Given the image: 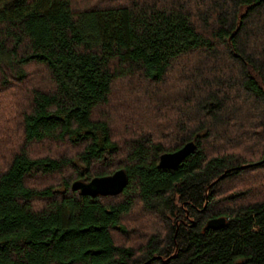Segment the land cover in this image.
<instances>
[{
	"label": "trees",
	"instance_id": "trees-1",
	"mask_svg": "<svg viewBox=\"0 0 264 264\" xmlns=\"http://www.w3.org/2000/svg\"><path fill=\"white\" fill-rule=\"evenodd\" d=\"M263 159L264 0H0V264H264Z\"/></svg>",
	"mask_w": 264,
	"mask_h": 264
},
{
	"label": "water",
	"instance_id": "water-1",
	"mask_svg": "<svg viewBox=\"0 0 264 264\" xmlns=\"http://www.w3.org/2000/svg\"><path fill=\"white\" fill-rule=\"evenodd\" d=\"M195 148L193 141L187 142L181 148L173 152H165L160 155L159 166L172 168L179 164L182 159L192 152ZM220 177H223L220 176ZM128 183V175L124 169H118L110 175L97 176L89 181L76 180L72 184L74 190L82 194L92 196L116 195L119 194ZM225 217H215L207 221L205 227L218 228L225 223Z\"/></svg>",
	"mask_w": 264,
	"mask_h": 264
},
{
	"label": "rangeland",
	"instance_id": "rangeland-1",
	"mask_svg": "<svg viewBox=\"0 0 264 264\" xmlns=\"http://www.w3.org/2000/svg\"><path fill=\"white\" fill-rule=\"evenodd\" d=\"M115 100H116V98L114 97L113 101L111 102L112 106L116 104ZM261 162H262V160H259V163H261ZM263 173H264V170H263ZM249 175H250V173H249Z\"/></svg>",
	"mask_w": 264,
	"mask_h": 264
}]
</instances>
